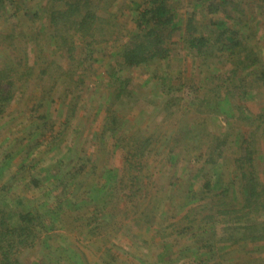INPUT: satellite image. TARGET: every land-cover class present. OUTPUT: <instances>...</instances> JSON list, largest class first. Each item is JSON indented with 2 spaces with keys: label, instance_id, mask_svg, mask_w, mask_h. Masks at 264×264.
<instances>
[{
  "label": "rangeland",
  "instance_id": "374dc122",
  "mask_svg": "<svg viewBox=\"0 0 264 264\" xmlns=\"http://www.w3.org/2000/svg\"><path fill=\"white\" fill-rule=\"evenodd\" d=\"M67 1L19 0L16 3L19 9L16 5L10 6L0 18V33L12 34L17 29L15 36L18 37L9 40L6 36H0V55L4 56L2 49L6 45L10 56L22 58L23 53L27 52L32 63L37 54L36 46H32L35 43L40 45L38 53L42 58L58 53L50 45L52 29L49 30L48 19L52 11L63 9ZM98 1L101 6L106 3V11L100 13L102 16L107 18L109 11L114 12L112 14L122 27L119 30L121 36L132 30L131 17L135 7L129 0ZM181 9L183 15L186 6L183 4ZM254 19L259 32L250 41V46L264 62V7L254 14ZM20 28L28 38H20ZM173 42L172 54L154 68L124 72L119 67L110 70L112 63L104 49L97 47L94 51L79 47V57L83 63L78 66L76 78L82 79L84 86L76 91L71 90L74 92L71 94L73 102L76 97L80 103L76 114L68 121V108H63L62 116L57 117L55 113L58 108L53 103L49 117L39 118L42 114H48L46 103L50 104L53 100L57 106L60 105L64 91L69 88L65 84L67 82L58 84L53 92H50L51 81L47 77L27 78L16 83L14 98L0 122V162L8 153V160H11L7 171L0 176V189L4 185L9 189L7 192V189L1 190V193L10 211L12 225L17 223L19 212L24 210H37L43 215L44 221L37 245L22 252L19 257L21 264H54L57 256L61 255L62 259L73 254L67 247L77 248L94 264H161L156 255L164 243L161 237L170 235L172 226L189 210L187 207L180 211L181 204L185 205L194 198H203L200 204L205 201L212 205L218 201L216 192L219 193V188L201 195L205 184L202 179L198 178L194 185L190 184V172L192 176L195 175L201 171V168L196 167L203 165V160L196 164L193 158L201 155L202 159H206L209 149L215 147L214 133H225L230 143L222 148V159L217 160L214 166L224 174L220 185L225 188L227 173L234 158L239 155L233 140L237 136L250 139L252 129L238 119H226L223 114L216 113L214 103L205 102L206 96L210 94L209 89L215 88L214 84L219 82L211 80L213 83H201L205 76L199 74L195 61L181 52L180 48L184 45L179 34ZM209 66L211 63H208ZM227 69L228 65L223 66L220 73ZM20 71H23L22 66ZM111 74L131 81L127 87L129 95L114 100L112 95L118 85L111 80ZM194 97H200L201 101L192 104L191 99ZM243 106L253 116H257L264 108V98L259 93L254 94L252 101L245 102ZM236 109L233 105L235 116ZM213 118L221 121L224 132L213 122ZM111 119L115 121L116 127L109 125ZM44 122L54 126L51 135L41 138L35 132H38L36 127ZM110 128H114V132ZM147 137L150 139L148 150L133 161L135 165L140 164L139 170L128 169L125 158L136 148L135 141ZM259 141L256 149L259 155L264 156V139ZM36 144L41 146L34 148ZM171 150L184 166L192 160L186 170L175 175L179 179L173 176L175 166L168 163ZM21 165L25 167L22 172ZM257 166L264 185V162L258 161ZM214 167L202 169V174L213 182L216 181L212 174ZM45 168H53V173L59 179L48 180L42 189L36 190L29 182ZM114 169L122 173V184H130L128 187L131 188L113 184L108 187V193L106 188V195L98 193L97 189L99 191L107 185L106 173H112ZM174 181L184 188L180 199L170 186ZM61 184L64 185L63 189L58 191ZM49 189L56 192L49 193L53 198L45 197L48 193L45 194V191ZM55 195L65 200L61 210L63 214L58 216V220L51 217L53 204L57 201ZM175 214H178V218L174 221L172 216ZM172 239L169 237L166 240ZM183 241L179 239L177 243L183 244ZM44 243L50 246L49 252L44 249ZM166 244L173 246L174 242ZM62 250L64 253H60ZM173 253L172 250L169 252ZM232 253L233 257L229 259L233 262L255 257H246L237 249ZM184 263L185 260H181L170 264Z\"/></svg>",
  "mask_w": 264,
  "mask_h": 264
},
{
  "label": "trees",
  "instance_id": "16d2710c",
  "mask_svg": "<svg viewBox=\"0 0 264 264\" xmlns=\"http://www.w3.org/2000/svg\"><path fill=\"white\" fill-rule=\"evenodd\" d=\"M18 1L0 0V18ZM128 2L135 9L131 17L133 28L131 31H126L127 28L125 36L119 34L122 27L117 22L116 16L112 14L114 12L109 11L107 18L100 14L106 11V3L101 6L98 0H68L64 2L63 9L52 11L48 19L49 30L52 29L50 45L58 53L49 58H42L38 53L40 45L32 44L36 46L37 54L30 63L29 53H23L22 58L12 57L5 45L6 48L2 49L4 56L0 55V122L14 98L16 83L27 78L33 80L34 77L35 79L47 77L51 81L50 92L63 82H67L65 84L69 86L64 91L60 105L57 106L53 100L49 102L50 104L46 103L48 114H42L39 118L49 117L53 103L58 108L57 111L55 110L57 117L62 116L63 108H68L69 119L66 121L72 119L80 101L75 97L73 102L71 94L74 92L71 90L76 91L84 86L83 80L76 78L78 66L83 63L78 50L81 46L84 50L88 48L95 51L97 47L104 49L112 63L111 71L115 67H119L123 72L132 69L147 70L165 61L172 54V46L175 45L173 39L179 34L184 45L180 48L181 52L189 55L197 64L199 74L205 76L204 80L201 79V83H213V80L219 82L214 84L215 88L209 89L210 94H207L205 102L214 103L216 113L223 114L226 119H238L246 124L252 129V133L250 139L237 136L233 140L239 155L237 154L238 158H234L227 173L225 188H221L220 185L224 174L214 167L216 161L222 159V148L230 143L225 133L221 135L214 133L215 147L209 149L206 159H202L201 155L193 158L196 164L199 163L197 161L203 160V165L196 167L201 168V171H197L193 176L189 171L190 184L194 185V182L201 178L205 183L201 195L219 188V193L215 191L219 199L216 201L217 195H215L216 202L212 205L205 201L204 204H200L203 198H194L185 205L181 204L180 211L187 207L189 210L176 225L172 226L170 235L161 237V242L165 244L160 245L157 251L158 261L161 264L177 263L181 260H185L184 264H264V185L257 171V162H264V156L259 155L256 149L257 143L261 142L259 140L264 139V108L257 116H253L243 106L245 102L252 101L254 94L259 93L264 98V62L258 52L250 46V41L256 38L259 32L254 14L264 7V0H129ZM183 4L186 6V11L182 15ZM16 7L19 9L17 5ZM26 29L29 31L28 27ZM16 31L17 29L12 34L0 33V36H6V39L10 40L12 37H18L15 36ZM19 34L20 38H28L21 28ZM208 63H211V66L208 67ZM225 65H228V69L220 73ZM21 66L23 71H20ZM110 78L118 85L112 95L114 100L129 95L127 87L131 83L130 80H122V77L114 74H111ZM196 101H201V98L191 99L192 104ZM232 104L237 108L236 116L232 112ZM39 106L41 107L42 104ZM221 108L224 110L221 111ZM107 118L109 119V116ZM213 122L221 128V132H224L218 118H213ZM108 123L112 127L117 126L112 119ZM53 126L54 124L49 125L44 122L36 127L38 132L35 133L38 137L45 138L51 135ZM114 130L110 128V131L114 132ZM135 143L137 146L128 153L125 163L128 169L139 170L140 164L135 165L133 161L142 157L148 150L150 139L147 137ZM38 146L41 145L36 144L34 148ZM119 148L121 147L116 149ZM8 156L9 153L2 163L0 162V176L9 167L8 163L11 160H8ZM191 161L185 165L188 166ZM168 163L170 166H175L173 170L175 179H179L175 175L187 169L182 162H178L177 154H174L173 150L169 152ZM207 166L214 167L212 174L216 177L215 182L202 174L204 172L202 169ZM20 170L21 172L25 170L24 165H21ZM53 172V168L42 169L29 182L30 186L39 190L46 181L58 180L59 177L57 178V174ZM105 177L106 187H101L99 191L97 189L102 195H106V188L108 193V187L113 184L122 188H131L128 187L130 184L125 186L122 184V173L115 169L112 173L107 172ZM63 186L61 184L58 191H61ZM170 186L180 199L184 188L179 186L177 181L170 183ZM5 189L6 192L9 190L6 185L0 189V264H21L19 257L22 252L37 245L38 234L44 228L43 215L37 210H24L19 212L17 223L12 225L10 211L3 202L4 196L1 193V190ZM52 191L54 189L45 191V194L48 192L45 197L53 198L49 194ZM189 191L192 192V189ZM55 196L57 201L55 200L53 204L51 217L58 220V216L63 214L61 210L65 200ZM166 211L167 209L164 212ZM177 218L178 214L172 216L174 221ZM88 233L90 235L91 232ZM169 237H173L172 241L166 240ZM179 239L184 240L183 244L177 243ZM167 242H174V245L170 246L166 244ZM43 247L49 252L48 244L44 243ZM236 249L246 257L252 255L255 257L251 259L245 257V260L233 262L229 258L233 257L232 252ZM171 250L174 251L173 254H169Z\"/></svg>",
  "mask_w": 264,
  "mask_h": 264
},
{
  "label": "crops",
  "instance_id": "0c3cea01",
  "mask_svg": "<svg viewBox=\"0 0 264 264\" xmlns=\"http://www.w3.org/2000/svg\"><path fill=\"white\" fill-rule=\"evenodd\" d=\"M67 248H68V250L73 252V254L66 256V257L64 256V257H62V259H61V255L57 256L54 264H61L62 262L64 264H94V263H92V260L91 261L87 260L88 256L84 257L83 256L84 254H82L83 252H81L77 248H74V247H67ZM60 253H64V251L62 250ZM65 260H67V261H65ZM97 264H102V263L97 262Z\"/></svg>",
  "mask_w": 264,
  "mask_h": 264
}]
</instances>
